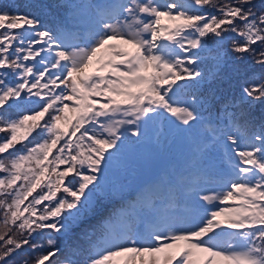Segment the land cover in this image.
Segmentation results:
<instances>
[{
    "label": "snow or ice",
    "instance_id": "1",
    "mask_svg": "<svg viewBox=\"0 0 264 264\" xmlns=\"http://www.w3.org/2000/svg\"><path fill=\"white\" fill-rule=\"evenodd\" d=\"M56 7L53 28L0 0V264H264V0ZM229 60L239 94L205 97ZM154 121L195 134V171L143 229L69 241L125 139ZM216 148L228 168L203 163Z\"/></svg>",
    "mask_w": 264,
    "mask_h": 264
},
{
    "label": "trees",
    "instance_id": "2",
    "mask_svg": "<svg viewBox=\"0 0 264 264\" xmlns=\"http://www.w3.org/2000/svg\"><path fill=\"white\" fill-rule=\"evenodd\" d=\"M3 2L18 5L22 12L28 10L25 5H30L31 9L41 16L44 23L53 28L64 12L63 9L56 7L60 0H3ZM65 2L72 4L84 2V0H65ZM214 48L215 46H212V49ZM214 55V50L202 53V62L199 67L205 73L211 68ZM253 70L264 71L259 66H255ZM210 90L215 93L217 101L221 97L239 94V85L233 74L231 60L217 78L210 81L205 79L199 86V91L205 97L209 95ZM259 113L260 110L257 108L255 114L259 116ZM158 133L159 141L157 142ZM194 139L193 132L179 131L172 124L171 127L157 124L149 140L142 138L139 143H136L134 138L125 139L122 152L110 163L101 178L102 189L96 193V207L90 216L86 214L81 224L72 230L69 241L80 240L84 243L85 241L80 239L81 230L92 225L107 224L117 232L123 230L126 226L119 219V211L123 210L130 217L134 211V206L131 204L132 198L139 202L138 195L145 192L143 190L145 186L161 184L168 188L169 181L172 184L179 183L178 176H189L194 172L193 166L196 164L193 153ZM209 155H216V152L211 151ZM203 163L210 165L208 156ZM153 201L157 206L160 205V200L155 198ZM147 215L148 211L142 208L141 216L148 219ZM58 239L63 245L65 237H58Z\"/></svg>",
    "mask_w": 264,
    "mask_h": 264
},
{
    "label": "rangeland",
    "instance_id": "3",
    "mask_svg": "<svg viewBox=\"0 0 264 264\" xmlns=\"http://www.w3.org/2000/svg\"><path fill=\"white\" fill-rule=\"evenodd\" d=\"M98 2H102V0H98ZM170 124V123H169ZM164 122V127H169L170 125ZM153 126H154V122L152 124H150L148 126V131H147V135L144 137L145 140H149L151 133L153 132ZM225 151V149L222 148H216L212 150L213 152H216V155H209L210 158H213L215 160V163L211 164V165H205L210 167L213 171L215 170H222V169H226V163L229 161L228 157H224L222 154ZM186 176V177H184ZM189 176L187 175H182V176H178V180L179 182H182L183 180L188 179ZM176 187H180V184H173ZM146 188L149 189H153L152 190H147L146 195L144 196H139V202H136L134 204L135 207V211H132L133 214L129 217L127 216V214L124 213V211H119V218L125 223L126 225V229H132V230H137V229H143L145 227V224L147 222H144L143 225L141 224L140 221V216L138 213V210H141V208H146L150 203H151V199L150 196H154V197H159L162 200L165 201V203H167L168 201V197L170 195V191H168L166 194L164 193V189L161 188V186H159L158 184H154V185H147L145 186ZM161 209V208H160ZM124 229V230H126Z\"/></svg>",
    "mask_w": 264,
    "mask_h": 264
}]
</instances>
